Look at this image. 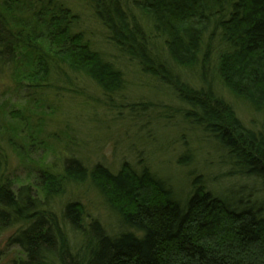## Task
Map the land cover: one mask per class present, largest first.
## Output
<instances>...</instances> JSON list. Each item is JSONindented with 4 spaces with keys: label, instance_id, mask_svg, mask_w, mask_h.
Returning a JSON list of instances; mask_svg holds the SVG:
<instances>
[{
    "label": "trees",
    "instance_id": "obj_1",
    "mask_svg": "<svg viewBox=\"0 0 264 264\" xmlns=\"http://www.w3.org/2000/svg\"><path fill=\"white\" fill-rule=\"evenodd\" d=\"M119 55L169 87L183 119L223 153L235 178L264 190V122L248 128L221 93L264 117V0H88ZM25 5L29 22L9 15ZM16 17V16H15ZM64 0H7L0 9V71L40 92L82 76L104 94L120 93L125 73L95 49ZM178 70L196 75L198 84ZM188 150L178 161L192 163ZM0 153V234L24 256L15 264H264V200L210 188L202 175L183 202L150 168L124 162L117 172L76 156L59 173L43 169L40 192L14 190ZM89 183L121 231L110 236L85 206L58 200ZM233 193V194H232ZM59 207V208H58Z\"/></svg>",
    "mask_w": 264,
    "mask_h": 264
},
{
    "label": "rangeland",
    "instance_id": "obj_2",
    "mask_svg": "<svg viewBox=\"0 0 264 264\" xmlns=\"http://www.w3.org/2000/svg\"><path fill=\"white\" fill-rule=\"evenodd\" d=\"M6 1L0 0V9ZM64 1L80 16L81 27L93 47L124 71L125 87L109 96L90 80L71 75L58 81L56 87L52 84L38 92L26 83L17 84L9 68L0 71V153L5 160L3 177L9 179L14 190L32 185L41 195V170L59 173L64 159L74 155L88 168L100 162L114 173L124 162L136 169L144 165L168 182L183 202L198 175L220 193L232 191L239 197L263 201L260 183L230 175V167L222 163L223 153L184 121L177 110L186 107L172 90L119 55L95 20L88 0ZM9 18L14 24L31 21L24 4H19L15 13L12 10ZM178 74L198 84L196 75L183 70ZM221 93L248 128L262 127V114L254 113L228 92ZM188 150L192 163L180 166L178 161ZM70 187L58 200L59 207L68 200L79 201L91 218L102 221L110 236L119 234V218L91 184ZM14 232L11 229L0 234V264H15L24 258L21 249L9 242Z\"/></svg>",
    "mask_w": 264,
    "mask_h": 264
},
{
    "label": "bare ground",
    "instance_id": "obj_3",
    "mask_svg": "<svg viewBox=\"0 0 264 264\" xmlns=\"http://www.w3.org/2000/svg\"><path fill=\"white\" fill-rule=\"evenodd\" d=\"M178 111V113H182V111H180V110H177ZM189 125V124H188ZM190 126V125H189ZM193 128V127H192ZM196 130V129H195ZM198 131V130H197ZM200 132V131H199ZM201 133V132H200ZM202 135V134H201ZM203 137V136H202ZM214 145V144H213ZM218 152H219V150H217ZM220 153V152H219ZM245 199H246V197H245Z\"/></svg>",
    "mask_w": 264,
    "mask_h": 264
}]
</instances>
